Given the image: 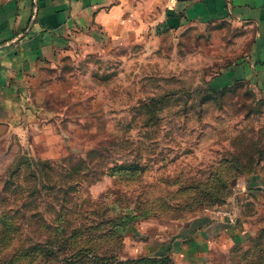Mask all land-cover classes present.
Wrapping results in <instances>:
<instances>
[{
	"label": "rangeland",
	"instance_id": "1",
	"mask_svg": "<svg viewBox=\"0 0 264 264\" xmlns=\"http://www.w3.org/2000/svg\"><path fill=\"white\" fill-rule=\"evenodd\" d=\"M133 36L39 68L30 115L0 126V264H264V202L248 197L264 187V80L241 78L248 29ZM203 216L255 230L175 256Z\"/></svg>",
	"mask_w": 264,
	"mask_h": 264
},
{
	"label": "crops",
	"instance_id": "2",
	"mask_svg": "<svg viewBox=\"0 0 264 264\" xmlns=\"http://www.w3.org/2000/svg\"><path fill=\"white\" fill-rule=\"evenodd\" d=\"M209 22L248 29L241 78L264 80V0H0V126L19 128L30 115L27 84L39 68L99 49L106 39L122 43L151 28L174 31ZM254 187L248 197L264 202V187ZM247 224L240 219L231 230L211 217L195 218L186 237H174V255L179 242L182 253L194 242L210 249L245 245L255 230Z\"/></svg>",
	"mask_w": 264,
	"mask_h": 264
},
{
	"label": "trees",
	"instance_id": "3",
	"mask_svg": "<svg viewBox=\"0 0 264 264\" xmlns=\"http://www.w3.org/2000/svg\"><path fill=\"white\" fill-rule=\"evenodd\" d=\"M251 246H252V249H253L255 245H254V244H252ZM263 251H264V248H263ZM163 257H164V256H163Z\"/></svg>",
	"mask_w": 264,
	"mask_h": 264
},
{
	"label": "built area",
	"instance_id": "4",
	"mask_svg": "<svg viewBox=\"0 0 264 264\" xmlns=\"http://www.w3.org/2000/svg\"><path fill=\"white\" fill-rule=\"evenodd\" d=\"M226 214V213H225Z\"/></svg>",
	"mask_w": 264,
	"mask_h": 264
}]
</instances>
